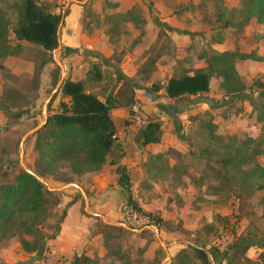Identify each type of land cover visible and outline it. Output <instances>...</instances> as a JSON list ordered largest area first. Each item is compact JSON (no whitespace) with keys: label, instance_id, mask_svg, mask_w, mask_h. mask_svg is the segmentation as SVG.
<instances>
[{"label":"crops","instance_id":"0c3cea01","mask_svg":"<svg viewBox=\"0 0 264 264\" xmlns=\"http://www.w3.org/2000/svg\"><path fill=\"white\" fill-rule=\"evenodd\" d=\"M218 1L223 9L228 11L236 9L239 5L238 0ZM38 2L46 5L53 14L65 13L58 32L60 49L52 53L54 58L64 54L65 49L72 51L68 52L60 63L53 59L61 74L72 81L82 82L85 88L86 80L89 78V67L96 64L101 65L102 72H112V80L117 81L113 83L111 93L116 105L110 111V118L116 131L115 143L118 145L115 164L107 161L98 172L84 175L75 181L85 194L86 204L93 212L91 214L93 218L80 214L82 201L76 190L72 189L74 193H65L56 208V212L61 215L58 229L54 237L49 238L45 244V250L50 253H46L45 256H55L61 259L63 262L61 264H77L82 257L99 260L105 257L106 251L102 236L95 233L98 222L95 220L99 219L103 226L110 227L123 223L120 209L127 203L128 198L144 213L158 217L160 221L174 220L178 216L177 212L180 211L173 209L171 203L168 204L170 202L168 195L156 190L158 189L156 182L163 179L159 176L161 173L156 171L158 168L155 164L162 162L156 160L157 157L168 151L174 150L184 154L186 147H189L185 146L182 140L185 128L190 127V125L184 127L186 118L205 113L206 110L210 113L215 111L220 116L228 117L226 120L218 115L219 131L233 136L237 133L235 127H238V122L233 121L230 124V120L236 115L239 116L237 120L247 121L248 115L244 118L234 111L223 110L236 101L244 106L247 104L249 111H253L248 101L236 99L230 102L220 89L221 80L216 77L210 80L208 94L185 97L195 99L191 103L175 104L183 99L180 101L165 99L163 95L167 82L173 77L190 76L196 71L206 70L208 58L213 53H235L245 57L236 60L234 64L236 73L244 84L263 77L264 28L254 19L240 31L234 30L233 27H223L217 21L218 12L212 6H208L211 3L209 0H93L92 3H84L85 0H38ZM88 9L92 10V24L88 26L87 23L84 27L83 20ZM253 39L255 42H251ZM13 60L25 63L24 67L18 64L14 68L5 64L14 76L25 74L29 77L32 74V62L21 61L20 57ZM151 62L153 63L150 65ZM140 71H143V74ZM41 82L43 84L45 81L41 78ZM102 84L104 83H100ZM98 85L92 80V91L85 90L103 102L111 91L107 94L103 91V96L100 97ZM153 85L160 87L161 90L151 96L152 101H148L146 95H149ZM41 93L40 89L39 94ZM213 98L214 100L222 98L227 102L217 105ZM253 98L256 101V97ZM138 99L143 105L150 102L156 108L143 107L145 119L153 111L158 112L155 114L156 120L161 123V139L158 144L144 147L136 144L140 128L130 122L128 109L130 101ZM4 123V118L0 115V126ZM174 163L176 164L175 161ZM175 164L167 167L169 172L174 171ZM118 167L125 169L129 179L128 190L118 185L119 175L116 172ZM145 197H149L150 200ZM169 213L172 216H169ZM15 248L17 245L14 244L7 247L0 245V262L10 264L16 260L18 249ZM251 249L246 252L249 260L252 259ZM207 259L212 264H226L222 258L213 260L210 254Z\"/></svg>","mask_w":264,"mask_h":264},{"label":"rangeland","instance_id":"374dc122","mask_svg":"<svg viewBox=\"0 0 264 264\" xmlns=\"http://www.w3.org/2000/svg\"><path fill=\"white\" fill-rule=\"evenodd\" d=\"M209 1L211 3L208 6H212L216 12L222 10L223 7L220 1ZM9 2L10 0H6L5 3ZM2 8L5 9L4 4H0V9ZM87 23L88 26L92 24V10L90 9L85 12L84 27L85 25L87 26ZM244 26L246 24L241 28L238 27L239 29L234 27V30L240 31ZM256 28L255 26L254 29ZM9 39L11 45H14L12 35L9 36ZM251 42H255V39L251 40ZM67 53L64 52L61 56H54V58L52 55L49 56L51 63L46 65V70L44 69L45 66L43 67L38 80V88L35 87L37 81L33 85V80L30 83L29 77H26L25 74L14 76L11 70L5 67V64L12 65V68L18 66V64L24 67L25 63L23 64L20 60L19 62L13 60V58L20 57L21 61L32 62V73L34 69L38 70L46 59L45 54L38 47H22L18 56L0 60V98L2 94L5 95L10 89H15L19 93V98L15 100L10 113H23V116L19 120H16L4 116V113L0 111V115H2L5 121L0 126V169H3L0 184L10 182L17 174L19 168H21L19 165V154L21 151L23 152L22 163L25 169L35 170L34 164L37 157L34 150L35 139L32 136H28L26 139L23 138L28 132L44 123L45 116L53 114L59 109L60 94L54 93V90L59 84L60 78H65V76L61 74L62 72L54 64L53 59L60 63L64 57L66 58ZM98 67L102 72L101 65ZM104 72L106 81L104 84L98 85L100 97L103 96L104 90L107 91V89L113 87V83L111 82L113 81V73L109 71ZM41 78L45 81L43 84ZM256 81L257 83H264V76L252 79L245 85L251 86ZM26 84L29 85L28 89H26ZM40 89L42 90L41 94H39ZM85 89L92 91L90 77L86 80ZM252 91L253 96L256 97V102L264 105V99L260 97V93L264 92V88L254 86ZM1 99L0 105L2 103ZM147 100L152 101V97ZM191 101H195V99L184 98L181 102H175V104L191 103ZM214 101L217 105L227 102V100H223L222 98ZM143 107L156 109L150 102L143 105ZM223 111H234L235 114L244 118L246 117L245 115H248L247 121L237 120L239 116L236 115L234 119L230 120V124L233 121L238 122V127H235L237 133L233 136L237 137L240 143L253 139L255 144L252 147L259 146L262 151L264 150V111L253 109L250 112L247 104L244 106L236 101L234 104L228 105ZM156 113H158L157 110L153 111L146 118V123L156 121ZM218 115L221 119H228V117L216 114L215 111L210 113L208 110L205 113H199L186 118L184 127L186 125H190V127L185 128L182 140L185 146L188 145L189 147H186L184 154L170 150L163 155L162 162L155 164L161 171L160 178L163 179L156 182L158 185V189L156 190L168 195L170 201L168 204L171 203L173 209L175 208L180 211L177 212L178 216L174 220L160 221L158 228L157 226H153L152 229L146 230L133 228L124 224V222H120L115 226L122 228L127 233H120L116 230L106 231L101 221L99 219L95 220L98 221L96 222L95 233L97 232L102 236L103 242L106 239L104 243L106 255L102 259L96 260L97 263L108 264L114 260L117 261V264H178L175 258L183 250L187 252V256H193L194 254V257L198 260L201 258L199 255L200 250L206 252L216 250L218 254H225L222 260L224 263H227V259H230L232 253L231 247L237 238L252 235L253 233H257L259 237L264 236V194L255 190V188H248L249 186H242L240 184V174L251 169L253 163L248 164L246 162L239 169L234 165L230 167L223 166L221 161L228 159L231 153L233 155L237 145L233 144L231 153L222 147L223 144L230 145V142L225 139V143L222 144L219 137L231 135L222 134L219 131L220 123L217 119ZM259 116L262 117V120L258 119ZM157 121L160 122L159 120ZM247 125L248 127L246 128ZM21 141L22 147H20ZM115 159H117V155H111L107 161L115 162ZM238 159L240 160V158ZM244 159L248 161V155H245ZM10 162L18 164L17 167L6 169L5 165ZM255 163L263 166L264 157H257ZM174 164L176 165L174 171L169 172L167 167ZM67 178L72 182L62 184L52 177L46 178L45 182L50 189H61V191H58L61 193V200L65 193H74L72 189H75V192L82 201L80 214L93 218L91 216L93 212L90 210L89 205L85 207L87 203L86 197H81L76 188L69 186L71 184L76 185L75 181L77 178L69 174H67ZM145 198L148 201L150 200L149 197ZM60 216L55 209L44 224L41 231L45 237L44 244L54 234L53 225L55 222L60 221ZM169 216H172V214L169 213ZM155 218L158 219V217ZM121 224L132 230L141 232L127 231ZM154 228L158 229L157 237L164 247L157 241ZM24 240L28 243L32 241L30 237H24ZM20 241V238H13L1 244L6 247L12 244L17 245V248H15V250L18 249L17 259L10 264H61V259L55 256L46 257V253L50 254L46 250L40 254L37 252L33 254L28 253L27 249L30 247L23 248ZM251 250L250 255L252 259L250 261H255L261 250L258 249V246H253ZM246 254L245 258L248 259ZM237 261L241 262L243 258H239ZM0 264L7 263L0 262Z\"/></svg>","mask_w":264,"mask_h":264},{"label":"trees","instance_id":"16d2710c","mask_svg":"<svg viewBox=\"0 0 264 264\" xmlns=\"http://www.w3.org/2000/svg\"><path fill=\"white\" fill-rule=\"evenodd\" d=\"M5 2L6 0H0V4L5 6V9H0V60L18 56L22 48L21 44L38 47L45 54L46 59L40 68L34 69L29 76L30 83L33 80L34 85L37 81L35 87L38 88V80L43 67L51 63L49 56L58 49V27L65 13L53 14L46 5L40 4L38 0ZM216 16L217 21L225 28H241L251 19L264 28V0H239L238 8L229 11L222 8ZM10 35L13 36L14 45L10 43ZM65 52L72 51L65 49ZM243 58L245 57L235 53H213L208 58L206 70L196 71L190 76L171 78L164 87L163 97L170 101H180L185 97L208 94L210 80L216 77L221 80L220 89L230 99V102L236 99L248 101L256 111H264V105L254 100L252 91L254 86L264 88V83L256 81L251 86H246L236 73L235 61ZM90 66L88 74L91 81L98 84L104 83L106 81L105 72L100 71L99 65ZM140 73L143 74V71ZM113 80L112 83L117 82L116 79ZM28 84H26V89L29 87ZM112 90L113 87L107 91L104 90L105 94L111 92L102 102L95 95L87 92L82 82L72 81L69 78L63 80L57 91L61 97L59 109L48 115L41 128L30 135L35 139L34 150L37 157L34 164L35 170L27 168L26 170L32 172L42 182L28 174L26 170L19 168L10 182L0 184V245L13 238H20L23 248L30 247L27 249L28 253L45 252L43 243L45 237L41 231L51 212L55 211L61 201V193L48 188L45 179L52 177L57 182L69 184L72 181L67 178V174L80 178L98 172L110 155H118V145L115 143L116 131L110 118V111L116 105L115 98L111 94ZM160 90V87L153 85L149 95L158 94ZM18 95L19 93L15 89H10L5 95L2 94L0 111L4 113V116L16 120L23 116V113H10L15 100L19 98ZM260 97L264 99V92L260 93ZM134 101L131 100L130 105ZM258 119L262 120V117L259 116ZM160 139V122L149 121L139 129L136 144L139 147H144L158 144ZM225 139L230 142V145L223 144ZM219 140L223 144L222 147L228 152L232 151L233 144L237 145L234 154L232 155L230 152V157L221 161L223 166L234 165L239 169L246 162L253 163L251 169L240 174V184L247 185L248 188H255L264 194V165L255 163L257 157H264V150L262 151L259 146L252 147L255 144L253 139L240 143L237 137L228 136L219 137ZM245 155H248V161L244 159ZM162 159L163 156H159L156 160L161 161ZM111 164H115V162H111ZM17 165L10 162L5 165V168L11 169ZM2 170L0 169V177L3 173ZM156 171L161 173L159 169ZM116 172L119 175L118 185L128 190L130 186L125 169L118 167ZM127 203L150 217L153 226L159 227V219L144 213L130 198ZM104 227L106 231L116 230L120 233H127L120 227ZM53 229L54 234L51 237L57 232L58 222H55ZM24 237H30L32 241L28 243ZM253 246H258L261 253L255 261H250L245 258V254ZM231 249L232 253L226 264H264V236L259 237L257 233H253L239 237L234 241ZM186 253L185 250L181 251L175 261L178 264H212L207 259L209 254L213 260L223 258L225 255L218 254L216 250L209 252L200 250L201 258L198 260L194 254L187 256ZM239 258H243V261H237ZM77 264L99 263L96 260L82 257ZM108 264H117V261L112 260Z\"/></svg>","mask_w":264,"mask_h":264},{"label":"built area","instance_id":"2783aa9c","mask_svg":"<svg viewBox=\"0 0 264 264\" xmlns=\"http://www.w3.org/2000/svg\"><path fill=\"white\" fill-rule=\"evenodd\" d=\"M146 99H150L149 95H146ZM130 122L137 128H141L146 124V119L143 112V104L138 99L129 106ZM122 220L125 224L138 228L141 230L152 229V220L147 215L139 212L131 204H123L121 207Z\"/></svg>","mask_w":264,"mask_h":264},{"label":"water","instance_id":"95a60500","mask_svg":"<svg viewBox=\"0 0 264 264\" xmlns=\"http://www.w3.org/2000/svg\"><path fill=\"white\" fill-rule=\"evenodd\" d=\"M91 1H93V0H85L84 3H88V2H91ZM62 24H63V19L61 20V22H60V24H59L58 30L60 29V27L62 26ZM58 49H60V46H58ZM58 49H57V50H58ZM63 80H64V78L61 77V78H60V81H59V84L57 85V87H56L55 90H54V93L57 92V91L59 90V88H60V86H61ZM49 100H50V99H49ZM46 117H47V116L44 117V121L46 120ZM43 124H44V123H42L41 125H39V126L36 127L35 129H33L32 131L28 132V133L24 136L23 139H26L28 136L32 135L34 132H36L37 130H39ZM22 141H23V140H22ZM22 141H21V143H20V147H22ZM22 157H23V152L21 151L20 154H19V165H20V167H21L22 169L26 170L24 164L22 163ZM26 171H27L28 174L33 175L36 179H38L39 181H41V180H40L37 176H35L32 172H30V171H28V170H26ZM41 182H42V181H41ZM69 186L76 188V189L79 191L81 197L85 198V194H84L83 190H82L80 187H78L77 185H74V184H71V185H69ZM69 186H68V187H69ZM55 191L58 192V191H61V189H59V190H55ZM85 207H87V204L85 205ZM122 227H123L124 229H126L127 231H130V232H141V231H136V230H132V229H130V228H127V227H126L125 225H123V224H122ZM154 231H155V235H156V239H157V241L160 243V245H162V247H164L163 244L161 243L160 239L157 237L158 229H157V228H154Z\"/></svg>","mask_w":264,"mask_h":264}]
</instances>
